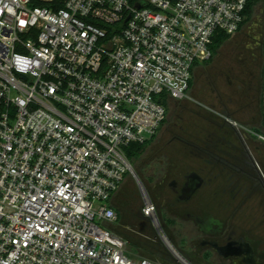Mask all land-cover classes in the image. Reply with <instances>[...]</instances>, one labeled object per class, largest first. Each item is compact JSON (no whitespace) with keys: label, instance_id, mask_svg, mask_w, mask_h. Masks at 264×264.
Here are the masks:
<instances>
[{"label":"built area","instance_id":"1","mask_svg":"<svg viewBox=\"0 0 264 264\" xmlns=\"http://www.w3.org/2000/svg\"><path fill=\"white\" fill-rule=\"evenodd\" d=\"M248 2L0 0V264H166L100 222L117 220L125 147L156 134L162 95L187 96ZM157 233L172 264H194Z\"/></svg>","mask_w":264,"mask_h":264},{"label":"flooded vegetation","instance_id":"2","mask_svg":"<svg viewBox=\"0 0 264 264\" xmlns=\"http://www.w3.org/2000/svg\"><path fill=\"white\" fill-rule=\"evenodd\" d=\"M254 62L247 79L240 70L235 77L227 75L226 81L236 87L237 94L243 97L246 93L245 100L258 103L263 71L259 56ZM215 97L217 103L208 104L214 106V114L199 112L202 125L184 133L172 132L150 150L146 191L154 206L153 228L157 232H199L198 238L190 240L188 258L201 264H264V160L260 150L264 134L256 130L264 132V125L254 122V129L242 126L246 132L238 131L225 121V113L237 112L229 104L240 106L239 100L231 95L224 99L219 92ZM196 183L195 190L187 194Z\"/></svg>","mask_w":264,"mask_h":264},{"label":"rangeland","instance_id":"3","mask_svg":"<svg viewBox=\"0 0 264 264\" xmlns=\"http://www.w3.org/2000/svg\"><path fill=\"white\" fill-rule=\"evenodd\" d=\"M251 21L257 24L251 33V38H259L261 32L260 26L264 21V0H257L253 8ZM242 27H244V25ZM238 34L239 31L229 36L228 40L219 47L218 53L212 56L208 61L198 62L197 65L193 67L192 81L187 91V96L183 99L169 102L165 121L154 137L144 143V148L137 157L133 159L127 158L131 168L141 180L146 194V190L148 189L146 175L149 167L146 161L150 154V150L159 143H164L162 141L167 140L172 132L180 131L184 133L185 131L194 130L198 125H202L204 122L199 112L200 110L212 111L208 104L217 103V98L215 96L218 92L223 95L224 99L231 95L237 98L240 104L244 102L247 105L248 100H245L246 93L242 97L241 94L236 93V87L229 86L226 81L227 75L235 77L240 70H243L245 79H247V73L255 67L254 63L256 62H254V59L256 57H250L247 53V46L239 44V38L242 37V35ZM250 41L254 44L253 39H250L249 42ZM252 44H250V46H253ZM240 96L244 100L239 99ZM246 105L240 108L238 103L234 105L230 103L229 107L236 109L238 113H235V117L243 120L246 117L242 118V116L245 115L247 110H251V108L246 109ZM215 110L219 112L218 109ZM212 113L214 114L215 112L212 111ZM236 128L242 133L246 132L242 126H237ZM260 150L264 160V148ZM109 203L110 205H114L118 212L117 220L112 223L100 222L103 227L121 232L123 233L122 235L125 236L126 234L131 238H135L141 234L156 242L158 247H156L157 250L160 248L164 251L165 249L167 250L163 242L159 239L158 233L154 230L151 222L142 217L141 209L144 204L143 193L132 172L128 171L124 174V178L118 189L112 193ZM164 233L175 248L187 257H190L192 251L190 240L195 237L198 238L200 235L199 232ZM127 252L130 256H139L140 253L137 245L132 242L127 244ZM192 261L196 264H201L197 260L192 259Z\"/></svg>","mask_w":264,"mask_h":264},{"label":"trees","instance_id":"4","mask_svg":"<svg viewBox=\"0 0 264 264\" xmlns=\"http://www.w3.org/2000/svg\"><path fill=\"white\" fill-rule=\"evenodd\" d=\"M256 2H257V0H249V2L247 3L246 8L244 10V18H243V21L241 22V24H240V26L238 28V31L241 29V27L244 24H246L248 22H251L252 15H253V8H254ZM229 36H231V35L226 34L224 32H218V33L215 34V36L213 38L212 45H211L212 56H214L216 53H218L219 47L222 46V44L226 40H228ZM254 57H255V55H254ZM259 61L261 62V56L259 57ZM195 65H197V63H195L194 66ZM192 72H193V69H192ZM191 81H192V77H191V79L189 81V87H190ZM262 82H263V84H262L263 88H262V91H261V98H260L259 102L258 103H255V102L252 103V101H250V100L247 101L248 102V106L246 105V108L247 107L251 108V110L249 112V113H251V116H248L247 119L244 118V116H242V118H244L243 120L242 119H238V118L235 117V113H236L235 111L229 112V113H225L226 116L228 118L236 121L237 123H239L240 126H247V127L250 126L251 127V124H253L254 122H258L261 125H264V78L263 77H262ZM172 100H178V99H171V98L167 97L166 95H162L161 102L165 106L166 114H167L168 104ZM240 108H241V104H240ZM232 110H235V109L233 108ZM165 118H166V116H165ZM164 121H165V119L163 120V122ZM163 122L161 123V125L163 124ZM254 128L255 127H251V129H254ZM256 130L258 131L257 133L264 134L263 130H260V129H256ZM152 137H154V136H152ZM146 142H144V143H146ZM144 143H130L128 146H126L125 147V155H126V157L130 158V159H133V158L137 157L142 152V150L144 148ZM111 206L115 209L114 205L111 204ZM115 211H116V213H118L116 209H115ZM110 230H112V229H110ZM113 232H115L116 234L121 236L128 243H130V242L135 243V245H137V247L139 248V252H140L139 256L148 257V258H151V259H154V260L160 261L162 263H166V264H172L169 252L166 249L164 251L161 248L157 250L156 249V247H157L156 242L152 241L151 239L146 238L145 236H142L141 234H140V236H137L135 238L134 237L131 238V237H129L126 234H125V236L122 235L123 233H121V232H116V231H113ZM153 245H154L155 249H154ZM185 257L189 261H191L192 263L196 264L191 259H189L187 256H185Z\"/></svg>","mask_w":264,"mask_h":264},{"label":"crops","instance_id":"5","mask_svg":"<svg viewBox=\"0 0 264 264\" xmlns=\"http://www.w3.org/2000/svg\"><path fill=\"white\" fill-rule=\"evenodd\" d=\"M255 25H257L255 22H248L246 24H244V27H242L239 30V34L242 35V37L239 38L240 45H246V49H247V53L249 54L250 57L252 56H256V57H260L261 56V64H262V71H263V78H264V21L262 23V25L260 26L261 32L259 34V38L257 37H252V32L254 30ZM259 25V24H258ZM238 34V35H239ZM238 39V38H237ZM254 40V44L251 43V41L249 42V40ZM252 44L253 46H250V44ZM246 109H249L248 107ZM250 110L245 113V115H243L244 117H246V119L248 118V116H251V113H249ZM226 116V115H225ZM225 118H228L227 116ZM229 120H231L232 122H234L233 127H237L240 126L239 123H237L236 121L228 118ZM232 126V125H231Z\"/></svg>","mask_w":264,"mask_h":264},{"label":"water","instance_id":"6","mask_svg":"<svg viewBox=\"0 0 264 264\" xmlns=\"http://www.w3.org/2000/svg\"><path fill=\"white\" fill-rule=\"evenodd\" d=\"M210 108L213 109L214 106H213V105H210ZM225 121H226L227 123H229L230 125H232V126L234 125V122H232V121L229 120L228 118H225ZM130 169H131V172L133 173V175L135 176V178H136V180H137V182H138V185H139L141 191L144 192L145 195L147 196V194H146V192H145V190H144V187H143V184H142L141 180H140L139 177L135 174V172L133 171V169L131 168V166H130ZM198 184H199V183H196V184H193L192 186H190V187L188 188V190H187V194L190 195V194L195 190V188L198 186ZM167 240H168V239H167ZM168 242H169V245H170V247H171L172 249L176 250L177 252H179V253L181 254V252H180L177 248H175V246H174L169 240H168ZM217 249H218V251H219L220 253L222 252V248L217 247ZM188 261H189V260H188ZM64 264H68V263H64Z\"/></svg>","mask_w":264,"mask_h":264}]
</instances>
